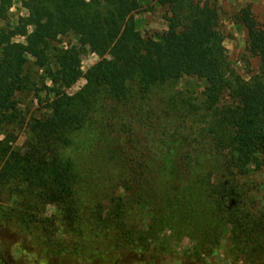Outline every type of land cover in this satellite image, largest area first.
Returning a JSON list of instances; mask_svg holds the SVG:
<instances>
[{"label": "trees", "instance_id": "obj_1", "mask_svg": "<svg viewBox=\"0 0 264 264\" xmlns=\"http://www.w3.org/2000/svg\"><path fill=\"white\" fill-rule=\"evenodd\" d=\"M12 3L0 0V188L12 198L0 214L25 231L36 207L54 205L58 221L71 226L77 174L64 151L98 118L120 193L98 211L115 245L89 255L100 264L111 255L110 264H119L127 254L152 261L185 237L210 247L229 232L234 247L251 249L264 264V208L252 178L264 167V28L249 7L239 17L263 70L245 81L229 71L218 11L206 3L156 0L167 27L152 36L133 20L141 0H22L26 14L16 18ZM69 35L75 43L61 40ZM85 48L102 61L70 94ZM186 75L204 85L199 105L166 89ZM30 91L43 106L28 117ZM136 208L144 223L131 221Z\"/></svg>", "mask_w": 264, "mask_h": 264}, {"label": "rangeland", "instance_id": "obj_2", "mask_svg": "<svg viewBox=\"0 0 264 264\" xmlns=\"http://www.w3.org/2000/svg\"><path fill=\"white\" fill-rule=\"evenodd\" d=\"M20 1L22 0H13L10 9L12 18L26 14L19 4ZM194 1L200 4L206 3L217 9L218 29L223 37L229 71L245 81L257 76L263 67L259 57L249 53L247 49L248 31L243 18L239 15L249 7L251 17L264 28V0ZM141 6L140 12L133 14L137 29L150 36L162 33L167 27L165 9L160 8L156 0H141ZM15 40L23 41L20 37ZM61 40L65 44L76 42L71 35L61 37ZM101 61V57L85 48L80 57L81 75L67 92L70 94L78 92L86 84L89 69ZM166 89L169 92H183L199 105L203 98L204 85L195 77L186 75L172 81ZM34 94V91H30L23 98L28 117L37 116L42 111L43 103L39 104L34 99ZM105 137L108 136L102 134L99 119H91L72 135V143L64 151V154L72 159L77 174L74 191L78 212L77 220L71 226L58 221L62 215L54 205H48L45 208L36 207L33 217L35 222L31 223L29 230L25 231L16 228L17 219H9L0 214V254L5 256L8 263L100 264L95 253L93 256L89 255L87 250L106 246L114 247L113 228L109 226L110 228L105 230L99 220L100 217H104L103 212H106L107 207L111 206L110 197L120 193L117 183L118 168L107 158ZM24 140L25 133L21 132L15 147L20 148ZM252 178L256 182L254 193L257 203L262 209L264 208V167L253 174ZM11 199L8 190L1 187L0 210L8 209ZM99 210L103 211L102 214L98 213ZM130 215L134 223L146 221V215L137 208ZM39 221L44 223H37ZM232 242L229 232L224 233L218 244L210 247H197L193 239L185 237L176 243L172 253L157 254L152 261L140 260L139 256L127 254L121 257L119 264H252V259H255V264L260 263L259 257L251 249L234 247ZM58 244L61 246L57 247ZM262 252L259 253L264 254V250ZM111 258L112 255L103 264H110Z\"/></svg>", "mask_w": 264, "mask_h": 264}, {"label": "flooded vegetation", "instance_id": "obj_3", "mask_svg": "<svg viewBox=\"0 0 264 264\" xmlns=\"http://www.w3.org/2000/svg\"><path fill=\"white\" fill-rule=\"evenodd\" d=\"M0 264H11V263H8L5 259V256L0 254Z\"/></svg>", "mask_w": 264, "mask_h": 264}]
</instances>
